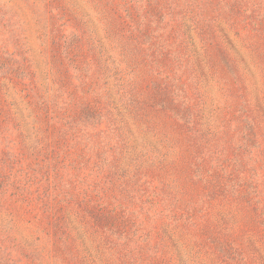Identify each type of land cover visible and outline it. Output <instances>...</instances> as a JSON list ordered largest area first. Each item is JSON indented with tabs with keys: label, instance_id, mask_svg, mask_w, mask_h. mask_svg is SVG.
<instances>
[{
	"label": "rangeland",
	"instance_id": "rangeland-1",
	"mask_svg": "<svg viewBox=\"0 0 264 264\" xmlns=\"http://www.w3.org/2000/svg\"><path fill=\"white\" fill-rule=\"evenodd\" d=\"M0 264H264V0H0Z\"/></svg>",
	"mask_w": 264,
	"mask_h": 264
}]
</instances>
